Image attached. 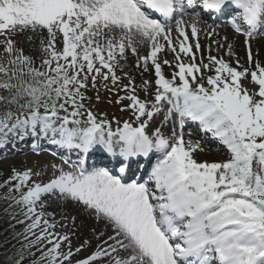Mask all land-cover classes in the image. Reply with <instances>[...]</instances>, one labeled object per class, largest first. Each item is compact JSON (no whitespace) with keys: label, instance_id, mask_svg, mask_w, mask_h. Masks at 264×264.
I'll list each match as a JSON object with an SVG mask.
<instances>
[{"label":"snow or ice","instance_id":"obj_1","mask_svg":"<svg viewBox=\"0 0 264 264\" xmlns=\"http://www.w3.org/2000/svg\"><path fill=\"white\" fill-rule=\"evenodd\" d=\"M230 8L237 11L227 23L249 45L264 27V0H0V45L7 56L0 63V146L10 137L40 135L85 156L99 147L120 165L119 174L105 166L88 169L81 156L75 163L64 160L66 167L51 164L47 182L33 179L45 174L39 165L13 169L0 182V200L24 228L15 234L23 239L6 264H97L105 257L107 264H264V66L257 62L254 70L238 71V58L233 67L211 55L197 64L193 49L200 52L201 45L188 43V30L197 38L201 24L215 34L205 15H226ZM45 33L47 44L41 40V62L34 66L13 37L27 34L31 40ZM138 45L146 47L145 55ZM166 49L175 53L173 60L161 59ZM129 50L137 68L154 74V90L148 79L139 86L144 99L133 78L123 84L116 74ZM248 62L253 63L250 45ZM173 64L166 78L162 69ZM249 74L258 89L251 93L241 84ZM109 80L122 85L125 95L116 103L129 102L125 108L135 127L116 121L113 131L108 119L87 107L89 81L93 89L98 81L107 89ZM162 111V125L174 122L170 135L161 127L148 131ZM186 120L198 122L229 159L197 162L192 154L203 151L202 141L185 140ZM154 152L159 157L147 178L128 180L134 158ZM62 202L82 206L103 225L92 229L98 243L84 258L73 259L91 240L73 250L71 236L56 230L67 224L48 211ZM71 220L75 225L76 217Z\"/></svg>","mask_w":264,"mask_h":264},{"label":"rangeland","instance_id":"obj_2","mask_svg":"<svg viewBox=\"0 0 264 264\" xmlns=\"http://www.w3.org/2000/svg\"><path fill=\"white\" fill-rule=\"evenodd\" d=\"M258 38L256 36L251 41H249V45H251L253 63L251 65L247 64L246 68H251L253 70L255 69V64L257 62H259L262 66H264V55H259L257 53V47H258L257 44L259 41L256 42V40ZM262 38H264V35L260 37V39H262ZM237 44H238V48L240 49V53L243 54L242 49H241V43L237 42ZM138 47H140V45H138ZM16 48L22 49L23 53L25 55L33 57L34 66H39V64L41 62L42 48H41V39L37 35H33L32 39L29 40L27 38V34H20L19 40L16 41ZM262 49H264V47H262ZM127 57L128 58L126 61H123V60L120 61V64L123 65V68L121 69L120 67H117L116 72L119 73V75L124 80H128V77H131L134 80H138L140 76L136 72V70H135L136 68L134 69V67L137 63V59L134 58V55H132L130 50L127 53ZM242 60L244 62L243 55H242ZM6 61H7V56L3 52V46L0 45V63H6ZM243 68L244 67H242L238 71H242ZM125 73H127L128 75L125 76ZM214 74H215L214 71L212 73H205V75H214ZM241 84L250 93L258 90L257 86L251 82L250 74L247 76V78H242ZM97 89H99L98 93H97ZM97 89H93L89 85V89L87 90L86 94L88 93V91H91L93 93V96H91V98L94 101L93 104L95 105L98 102L99 105H102V103H104L106 98L109 96V94L106 91L108 88L106 89L102 85V86H97ZM97 94H99V97H100L99 101L96 100ZM104 107L108 111L113 110L111 105H109L108 103H104ZM25 142H26V138H24L20 143H16L15 139H13L12 141H10V139H9V142L6 144V149L4 150V158L0 162V168H3L4 170H6L5 173L9 174V173H12L13 169H16V170L34 169V170H36L37 166L39 165V168L42 169L45 174L39 178L33 177V179H39V180L46 179L48 177L49 172L46 171V167H45L44 163H47V162H43V160L40 157H32V159L30 160V157H28V158L24 157V155H26V154H24L25 152H16V150H21L20 148H21L22 144ZM21 154H23V156H21ZM48 211H55L56 212L55 208H49ZM62 215H63L62 213H60V212L58 213V216H62ZM1 218L3 219V217H1ZM56 219H58L57 212H56ZM88 222H89L88 213L82 212L80 214L79 218L78 219L76 218L75 225H72L70 227L71 231L76 233V236H75L76 240L72 242L76 245V247L78 246L77 242L80 240H84L86 238V233L88 234L89 232H91L90 226L88 227ZM56 230L61 232V233L65 232L61 228H57Z\"/></svg>","mask_w":264,"mask_h":264},{"label":"bare ground","instance_id":"obj_3","mask_svg":"<svg viewBox=\"0 0 264 264\" xmlns=\"http://www.w3.org/2000/svg\"><path fill=\"white\" fill-rule=\"evenodd\" d=\"M185 19H189L188 17H185ZM213 31V29H212ZM215 34L212 35L213 38L221 37L224 38L223 41L221 40H216V42H213L211 40H200L198 38H192L190 35V32L188 31L189 34V40L188 43L191 45H195V43L198 41L201 45V50L200 52H195V56L198 58L199 62H201V60H203L205 63H207V57L209 55L211 56H215L217 57V59H224L226 62H229L231 64V66L236 67V60L237 58L239 59L240 65H242L244 68L247 67V64H249L248 62V57H246L244 54L240 53V49L237 46V41H238V37L236 35H233L230 30L226 27H215L214 29ZM202 34V33H201ZM259 38L256 40V42H258V47H257V53L259 55H264V49H262V47H264V38L260 39V37L263 35V33L258 34ZM225 37L227 38L225 40ZM182 39V38H181ZM231 44L232 45V49L231 51L234 53V55L229 56L227 53L229 51L227 45ZM146 53H144L143 55H145ZM161 56V59H168L171 60V58L173 57V55H175L174 53H171L169 50H165L163 53L159 54ZM242 55L244 57V62L242 60ZM166 66V65H165ZM242 68V67H241ZM241 68H238L237 70H240ZM163 71V69H162ZM163 73L165 74V76L170 75L171 73L169 71H163ZM153 74L149 73V76L151 77ZM155 88V87H154ZM153 88V90H154ZM127 105V102H122L119 104V107L116 109V111L114 113H110L108 115V117H113L116 120H121V119H125V118H131L133 119L134 116L132 114L131 109H127L125 108V106ZM167 107V106H165ZM124 109L123 111L121 109ZM156 119H158V123L159 127H161L162 132L166 135V132H171L173 129V121H169L167 124H163L162 125V121H163V117H164V112H160L159 114L154 116ZM179 126L178 122H176V128ZM157 126L152 125V129H155ZM194 132H198V127L196 125H194V128L192 129ZM183 134H184V138L185 140H192V141H197L199 138L194 137L192 134L187 133V131L185 130V128H183ZM210 134V133H208ZM207 134V135H208ZM50 141V140H49ZM48 141V142H49ZM47 145L49 146V144L47 143ZM195 152L192 154L194 155ZM151 155L154 157V159H156L157 155H159L158 153H151ZM59 157L62 158L63 160H68L70 162L74 161V158L69 159V157L67 156L66 153L61 152L59 153ZM76 162V161H75ZM117 160H115V158H113L112 161H93L91 162L89 169L93 168V167H99V166H105L108 168H112L113 165L117 164ZM208 163H212V162H208ZM140 176L136 175L134 172L132 171H128L127 173V179H139ZM141 181H143L141 179ZM54 208L56 205H52ZM60 206H66L69 209H71L72 211H76L77 208H79V206H77L74 202H62ZM59 206V207H60ZM81 209L82 206H80ZM57 212V211H56ZM57 216H58V212H57ZM90 226L91 228V232H89L88 234L86 233V238L85 239H89L91 240V244L86 247L85 249H83L80 253H78L75 257L77 259L80 258H84L85 256H87V254L89 255L91 252L96 250V245L98 243V241L94 238V234L92 232L93 228H97V230H103V225H97L96 220L94 217H91V219H89L88 222V227ZM87 231V230H86ZM104 239H106V236L104 237ZM80 240L78 241L79 243H81ZM92 243H96L95 246L92 245ZM103 261H101L100 263H102Z\"/></svg>","mask_w":264,"mask_h":264},{"label":"trees","instance_id":"obj_4","mask_svg":"<svg viewBox=\"0 0 264 264\" xmlns=\"http://www.w3.org/2000/svg\"><path fill=\"white\" fill-rule=\"evenodd\" d=\"M4 220H0V264H6V259H4L3 255L5 254V252L3 251V253L1 254V247H2V241H3V238H2V233L4 232L5 230V227H8V226H5L2 222Z\"/></svg>","mask_w":264,"mask_h":264}]
</instances>
